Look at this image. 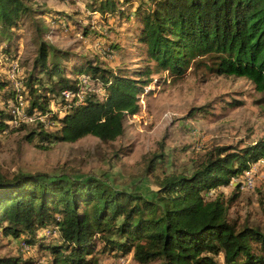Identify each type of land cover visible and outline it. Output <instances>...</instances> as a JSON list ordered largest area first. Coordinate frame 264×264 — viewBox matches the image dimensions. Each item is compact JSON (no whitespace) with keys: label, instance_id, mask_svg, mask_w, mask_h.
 Instances as JSON below:
<instances>
[{"label":"trees","instance_id":"trees-1","mask_svg":"<svg viewBox=\"0 0 264 264\" xmlns=\"http://www.w3.org/2000/svg\"><path fill=\"white\" fill-rule=\"evenodd\" d=\"M118 1L128 5L131 0ZM131 2L127 12L116 0H86L100 15L118 12L122 25L132 26L128 33L146 45L156 70L178 76L192 68L244 77L261 94L257 104L264 109V0ZM43 19L64 20L26 0H0V57L10 61L9 67L15 65L13 77L0 76V133L24 132V140L42 148L86 135L103 143L116 140L125 117L138 113L151 70L135 71V79L119 68L91 64L80 54V65L69 66L73 52L39 35L30 65L23 61L20 71L21 50L12 47V38L28 21L38 33L48 30ZM123 48L116 39L104 51ZM263 156L264 137L243 147H214L189 174H165L153 195L93 175L0 173V230L28 248L48 251L51 264H92L95 252L130 254L138 264H264V225L231 219L228 209L237 193L226 198L217 190ZM162 158L153 154L147 172ZM240 187L239 182L236 191ZM20 260L3 257L0 264Z\"/></svg>","mask_w":264,"mask_h":264},{"label":"rangeland","instance_id":"rangeland-1","mask_svg":"<svg viewBox=\"0 0 264 264\" xmlns=\"http://www.w3.org/2000/svg\"><path fill=\"white\" fill-rule=\"evenodd\" d=\"M116 1L117 7L127 8L128 12L134 5L131 1L136 0L128 5ZM26 2L33 8L60 13L64 20L56 24L43 19L48 30L40 33L28 21L19 35L12 38V47L21 50L20 71L24 70L23 61L30 65L40 35L45 42L73 52L72 60L67 62L69 66L80 65L77 59L80 54L88 57L91 64L95 62L104 69L119 68L135 79L139 78L135 71H143L147 66L151 81L140 95L138 113L125 117L123 134L114 141L103 143L95 136L86 135L75 142H56L42 148L36 142L24 140V132L3 131L0 133L1 174L93 175L115 187L153 195L165 174L173 171L189 174L212 148L243 147L264 137V109L257 104L261 94L248 79L204 74L192 68L178 76L170 75L156 70L155 61L146 55V45L137 42L136 33H128L132 26L122 25L118 12L115 17L102 12V17L88 7L86 0ZM116 39L123 44V51L106 53V46ZM9 63L0 57L1 77L10 76L11 69L14 72L15 65L9 67ZM82 80L86 82V78ZM36 118L44 120L42 116ZM153 154H163L164 161L153 172H147V162ZM239 182L241 187L236 191ZM217 190L226 198L237 193L228 209L231 219L240 224L264 225V156ZM3 257L21 258L26 264H51L52 258L48 251L28 248L21 239L4 235L0 230V258ZM94 258L92 264H138L130 254L121 257L95 252ZM21 260L18 264H24ZM146 264H161V261Z\"/></svg>","mask_w":264,"mask_h":264},{"label":"built area","instance_id":"built-area-1","mask_svg":"<svg viewBox=\"0 0 264 264\" xmlns=\"http://www.w3.org/2000/svg\"><path fill=\"white\" fill-rule=\"evenodd\" d=\"M10 76L13 77V73H12V69H11V73H10ZM66 98H69L70 96L68 95H64ZM38 119V118H37Z\"/></svg>","mask_w":264,"mask_h":264}]
</instances>
